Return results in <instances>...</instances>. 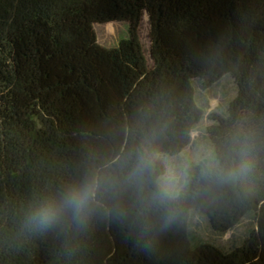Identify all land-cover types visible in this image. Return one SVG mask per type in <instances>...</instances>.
Returning a JSON list of instances; mask_svg holds the SVG:
<instances>
[{"label":"trees","instance_id":"obj_1","mask_svg":"<svg viewBox=\"0 0 264 264\" xmlns=\"http://www.w3.org/2000/svg\"><path fill=\"white\" fill-rule=\"evenodd\" d=\"M112 21L128 36L106 47L96 25ZM227 75L214 154L167 187L166 157L206 116L195 82ZM145 153L149 176L134 170ZM93 175L85 213L29 223ZM202 215L217 233L256 225L224 250L200 238ZM0 264H264V0H0Z\"/></svg>","mask_w":264,"mask_h":264},{"label":"rangeland","instance_id":"obj_2","mask_svg":"<svg viewBox=\"0 0 264 264\" xmlns=\"http://www.w3.org/2000/svg\"><path fill=\"white\" fill-rule=\"evenodd\" d=\"M145 15H147L146 12L142 19L140 34L145 51L149 56L150 22L147 21ZM96 32L98 40L103 46L114 47L121 39L128 36V24L125 21L98 23L96 25ZM195 84L197 85L196 92L198 102L203 107H208L206 109V116L196 126L191 144L184 148L179 154L166 157L167 173L164 176L163 182L167 187L182 184L191 165L199 163L214 154V143L208 130V127L211 125L208 113L211 110L221 111V107L237 94L236 81L230 75L225 76L215 89L206 90L199 87L197 82H195ZM197 218L200 224V238L213 241L224 250H231L235 246L240 245L251 228L256 225L254 218L247 215L233 230L226 233H217L212 229L207 215H202Z\"/></svg>","mask_w":264,"mask_h":264},{"label":"clouds","instance_id":"obj_3","mask_svg":"<svg viewBox=\"0 0 264 264\" xmlns=\"http://www.w3.org/2000/svg\"><path fill=\"white\" fill-rule=\"evenodd\" d=\"M152 159L149 154L137 156L134 163V170L141 176L151 174ZM100 181L95 175L86 178L80 185L69 188L59 194V198H50L42 201L36 206L29 216V223L39 231H45L52 227L58 220L59 215L64 211H71L76 217L85 213L96 201L97 190ZM167 193L162 192L161 198ZM169 220L171 217L168 218ZM165 221V226L167 225Z\"/></svg>","mask_w":264,"mask_h":264},{"label":"bare ground","instance_id":"obj_4","mask_svg":"<svg viewBox=\"0 0 264 264\" xmlns=\"http://www.w3.org/2000/svg\"><path fill=\"white\" fill-rule=\"evenodd\" d=\"M145 16H146L147 21H149L148 16L147 15H145Z\"/></svg>","mask_w":264,"mask_h":264}]
</instances>
